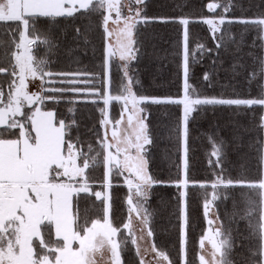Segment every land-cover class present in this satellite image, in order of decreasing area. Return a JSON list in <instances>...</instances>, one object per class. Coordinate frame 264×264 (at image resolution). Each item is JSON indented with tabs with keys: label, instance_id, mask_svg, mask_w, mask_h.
Wrapping results in <instances>:
<instances>
[{
	"label": "snow or ice",
	"instance_id": "snow-or-ice-1",
	"mask_svg": "<svg viewBox=\"0 0 264 264\" xmlns=\"http://www.w3.org/2000/svg\"><path fill=\"white\" fill-rule=\"evenodd\" d=\"M146 4L147 0H0V35L9 37L7 42L0 40L4 49L0 75L7 77L0 81V264H126L124 253L129 245L134 247L137 264H173L166 252L150 243L154 237L152 190L165 183L152 173L149 163L151 105H174L182 111L174 131L182 144L183 161L176 178L168 182L179 191L177 264H193L188 259L190 187L203 190L202 209L208 226L198 241L197 264H237V236L240 248H246L247 261L264 264V56L254 58L251 71L236 57L230 69H223L233 78L244 75L247 96H240L235 88L232 96H207L191 82L193 65L206 56L212 61L202 81L211 87L213 77L218 76L217 62L225 49L224 34L229 31L225 25H241L242 39L244 33L254 31L252 47L259 41L264 51V11L253 17L229 16L236 7L233 0H209L205 5L208 16L149 17ZM256 7L264 8V0ZM93 15L100 17L104 38L100 87L92 83V74L52 71L54 61L46 58L61 46L56 25L81 18L87 21ZM154 22L181 26L177 53L181 57V94L175 97L138 91L135 63L147 39L141 29ZM192 23L206 26L205 39L213 47L193 37ZM74 31L77 38L84 35L79 26ZM230 38L235 42V36ZM40 47L45 56L38 58L34 50ZM5 58L7 67L2 66ZM114 61L121 72L115 89L111 77ZM254 81L258 87L255 96L251 94ZM81 97L97 105L100 113L86 149L81 136L73 135L79 128L77 109L69 107L65 118L55 107L62 102L75 105ZM115 105L119 106L118 117L112 115ZM217 106L243 109V114L250 112L257 119L258 136L249 145L258 153L255 175L233 170L228 142L222 137H209V177L195 180L190 175V123L197 114ZM256 109H260L258 118ZM239 139L234 134L233 142ZM98 169L99 177L94 175ZM114 186L127 188V217L119 225L112 208ZM82 200L90 201L91 208L82 210ZM229 200L233 211L226 227L217 202ZM241 222L246 224V237L238 227L233 235L231 225ZM148 255L153 259L147 260Z\"/></svg>",
	"mask_w": 264,
	"mask_h": 264
},
{
	"label": "trees",
	"instance_id": "trees-1",
	"mask_svg": "<svg viewBox=\"0 0 264 264\" xmlns=\"http://www.w3.org/2000/svg\"><path fill=\"white\" fill-rule=\"evenodd\" d=\"M209 0H147L146 13L149 17H179L182 15L189 16L193 19L200 16L210 15L205 7ZM236 7L229 16H246L253 17L257 12L264 11V8H257L256 5L261 0H233ZM182 5L183 7H176ZM246 9L242 11L241 9ZM100 17L93 15L90 20L85 21L83 18L75 21H62L56 25L57 36L60 42V48L55 55H49L48 58L54 63L51 64L52 71H80L92 74V83L96 87L101 86L103 79V45L104 38L102 28L99 27ZM90 25V27H89ZM81 27L84 35L77 38L74 27ZM190 31L194 38H198L201 42L207 43L209 47H213L208 37L206 26L200 23L190 24ZM229 31L224 34L225 49L219 54L218 67L221 69L218 76L213 77L212 86H207L202 81L204 71L209 69L212 57L206 56L202 63L193 65L192 83L197 86L198 90L207 96H232L233 88L239 92L240 96L248 95L249 85L244 75L232 77L230 72L223 69H230L231 65L239 62L246 65L248 70L254 66V58L264 56V51L259 47L260 42L257 41L256 47H252V41L255 36L254 31L244 33L243 39L241 33L243 27L241 25H225ZM88 28L87 31L85 29ZM144 37L142 54L135 68L137 69L140 86L138 91L147 96H178L181 94V75L179 65L181 57L177 55L179 49V41L181 38V26L178 23H160L154 22L143 26L141 29ZM235 36V42L230 38ZM85 38L87 43H85ZM9 39L6 35H0V40L7 42ZM239 45L240 51L237 52ZM4 51L0 48V54ZM34 54L40 58L45 56L43 47L34 50ZM2 66L7 67L8 61L5 58ZM121 72L117 67V63L113 62L111 67V77L113 88L119 84ZM7 77L0 75V81H6ZM83 87V85H80ZM258 87L254 81L251 85V94H257ZM68 98H71L68 97ZM66 98V99H68ZM102 106V105H100ZM51 107V105H50ZM58 113L68 117L67 109L75 107L76 119L79 124L78 131L73 135H80L85 141L82 145L87 148V141L92 139L91 129L98 126L100 113L98 106L88 102L85 98H79V102L70 105L62 102L55 106ZM239 111L241 114L236 115ZM149 128L153 139V144L149 147V163L152 173L164 184L157 185L152 190L150 202V211H154L152 218V230L154 237L152 242L156 247L168 254L177 264L179 260V241H180V222L178 220V196L177 188L168 182L174 180L178 175L182 165V144L174 129L179 123L181 110L174 105H151L148 109ZM260 109H256L258 118ZM119 106L115 105L112 115L118 117ZM244 110H236L233 108L220 107L209 108L204 114H197L196 119L190 123L189 137V166L190 175L195 180H204L209 177L210 169L208 166L209 154L212 151V145L209 137H222L227 141L228 159L234 171L244 170L246 174L255 175L258 166V153L254 145L258 130L256 128L257 119L252 114H243ZM234 134L240 139L233 142ZM242 166V167H241ZM95 176H100V170H96ZM114 184L116 182L114 181ZM238 194V193H237ZM127 189L124 186H114L112 189V208L114 211L115 222L119 225L122 220H126ZM98 205L99 202H96ZM203 190L197 188H189L188 199V259L193 264H197L196 258L198 254V241L201 235L206 231V224L203 215ZM85 207L91 208L90 201H81V209ZM217 208L221 219L225 226H228V217L233 211L232 201L221 203L217 202ZM233 235L236 236L235 229L238 227L242 236H247L246 224L241 222L238 225L232 224ZM236 260L237 264H250L246 259V248H240V237L236 240ZM126 264H137V257L131 245L124 253Z\"/></svg>",
	"mask_w": 264,
	"mask_h": 264
},
{
	"label": "rangeland",
	"instance_id": "rangeland-1",
	"mask_svg": "<svg viewBox=\"0 0 264 264\" xmlns=\"http://www.w3.org/2000/svg\"><path fill=\"white\" fill-rule=\"evenodd\" d=\"M109 27L111 28V27H113L112 25H111V23L109 24ZM114 62H116V61H114ZM116 63H118V62H116ZM181 110V109H180ZM181 115H182V111H181ZM182 146V145H181ZM149 147L150 146H148V151H149ZM214 159V158H213ZM182 161H183V148H182ZM182 166V165H181ZM127 189V188H126ZM126 206H127V204H126ZM204 221H205V224H206V220H205V217H204ZM133 222H134V226H136L137 224H138V221L136 220V218L135 217H133ZM207 228H208V226H207V224H206V230H207ZM142 243V245L143 246H147V244H145L144 242H141ZM150 243H153L152 242V240L150 241ZM131 247H133V246H131ZM209 248H210V246H209ZM133 249H134V247H133ZM198 254H199V248H198ZM198 254H197V256H198ZM146 259L147 260H152L153 259V256L152 255H148L147 257H146Z\"/></svg>",
	"mask_w": 264,
	"mask_h": 264
}]
</instances>
